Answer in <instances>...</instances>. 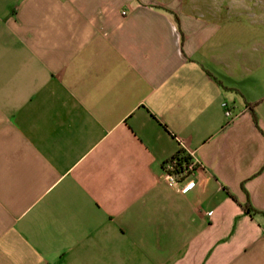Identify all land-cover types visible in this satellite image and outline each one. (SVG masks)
Listing matches in <instances>:
<instances>
[{
	"label": "crops",
	"instance_id": "obj_1",
	"mask_svg": "<svg viewBox=\"0 0 264 264\" xmlns=\"http://www.w3.org/2000/svg\"><path fill=\"white\" fill-rule=\"evenodd\" d=\"M234 10L0 0V264H264V37Z\"/></svg>",
	"mask_w": 264,
	"mask_h": 264
},
{
	"label": "rangeland",
	"instance_id": "obj_2",
	"mask_svg": "<svg viewBox=\"0 0 264 264\" xmlns=\"http://www.w3.org/2000/svg\"><path fill=\"white\" fill-rule=\"evenodd\" d=\"M184 7H248L247 11L232 12L233 35L253 38L264 37V0H182ZM250 46H252L250 44Z\"/></svg>",
	"mask_w": 264,
	"mask_h": 264
},
{
	"label": "built area",
	"instance_id": "obj_3",
	"mask_svg": "<svg viewBox=\"0 0 264 264\" xmlns=\"http://www.w3.org/2000/svg\"><path fill=\"white\" fill-rule=\"evenodd\" d=\"M226 115L229 116L230 111L227 110ZM177 162L178 161L176 158H170L169 160L164 162L162 167L163 177L169 186L179 191H186L191 188L194 184V181L190 180V176L196 170L199 163L191 157V160L186 165V167L179 168Z\"/></svg>",
	"mask_w": 264,
	"mask_h": 264
},
{
	"label": "trees",
	"instance_id": "obj_4",
	"mask_svg": "<svg viewBox=\"0 0 264 264\" xmlns=\"http://www.w3.org/2000/svg\"><path fill=\"white\" fill-rule=\"evenodd\" d=\"M171 158H176L177 159V165L179 166V168H183L186 167V165L190 162L191 157L189 156V154H187V152L183 149H179ZM233 198L236 200L235 196H233ZM243 208L245 209L246 212L250 213V214H254V213H262L264 214V211H260L256 208H254L250 202H246L245 204L242 205Z\"/></svg>",
	"mask_w": 264,
	"mask_h": 264
}]
</instances>
